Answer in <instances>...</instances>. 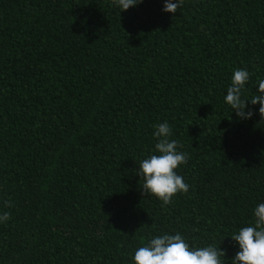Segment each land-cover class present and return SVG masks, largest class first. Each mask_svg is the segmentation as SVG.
<instances>
[{"label":"trees","instance_id":"16d2710c","mask_svg":"<svg viewBox=\"0 0 264 264\" xmlns=\"http://www.w3.org/2000/svg\"><path fill=\"white\" fill-rule=\"evenodd\" d=\"M163 7L0 0V264H134L176 232L225 264L240 250L264 203V0ZM238 68L246 120L225 101ZM165 121L189 185L167 205L136 174Z\"/></svg>","mask_w":264,"mask_h":264},{"label":"clouds","instance_id":"9594fccd","mask_svg":"<svg viewBox=\"0 0 264 264\" xmlns=\"http://www.w3.org/2000/svg\"><path fill=\"white\" fill-rule=\"evenodd\" d=\"M142 0H112V4L122 10L141 3ZM162 11L175 14L182 7L184 0H163ZM250 74L246 69L238 68L233 72L231 85L227 88L225 101L231 106L236 116L242 120L250 119L254 110L248 107L242 99V91ZM257 95L250 101L252 105L259 104L261 120H264V79L257 81ZM248 108L246 112L245 109ZM155 153L139 162L136 174L143 179L140 186L142 194L156 196L164 205L171 203L177 193H187L189 185L176 169L187 162L188 155L178 151L179 142L170 139L172 128L168 122L154 126ZM10 206V203H9ZM254 223L245 226L234 233L231 238L238 242L239 251L232 258L231 264H264V203L258 204L253 212ZM10 219L9 212L0 214V222ZM223 240V238H222ZM221 240V241H222ZM225 250L214 245L192 247L180 232L164 233L153 237L146 245L139 247L133 256L134 264H225L221 257Z\"/></svg>","mask_w":264,"mask_h":264}]
</instances>
